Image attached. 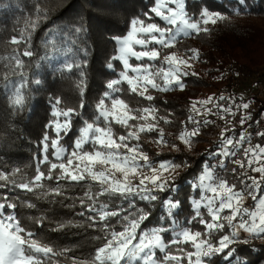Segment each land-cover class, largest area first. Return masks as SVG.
<instances>
[{
  "label": "snow or ice",
  "instance_id": "6c2138e0",
  "mask_svg": "<svg viewBox=\"0 0 264 264\" xmlns=\"http://www.w3.org/2000/svg\"><path fill=\"white\" fill-rule=\"evenodd\" d=\"M238 3L244 5L245 0ZM233 14H246V9L242 13L236 8ZM143 16L130 21L126 35L113 37L117 47L107 67L113 69L112 61H119L121 69L116 78L106 82L90 118L84 115L86 52L85 58L79 59L72 51L86 30L83 26L73 28L63 49L55 35L44 41L53 53L63 51L64 60L53 74L77 77L74 86L78 102L70 104L61 96L50 98V119L31 174L21 168L0 170V189H7L0 193V264H215L213 258L218 256L228 264L233 260L247 264L236 254L235 246L254 239L264 241V145L252 144L247 131L237 138L228 135L233 128L221 130L216 150L209 153L217 163L205 164L190 185L196 196L190 200L191 215L184 222L177 217L182 201L171 193L179 190V170L190 167L189 162L150 157L143 142L148 138L147 142L176 153L182 151V144L191 151L202 129L215 123L207 116L226 120L243 109L241 126L251 118L246 111L248 103L236 104L233 97L223 93L192 101L190 114L181 121L176 135L179 143H175L161 126L173 124V114L161 115L157 97L151 94L183 90L184 78L198 75L190 69L200 60L199 50L189 48L186 56H180L172 49L184 38L210 33L209 25L228 16L207 6L198 13L189 12L187 0H154ZM48 19L49 10L37 4L7 42L9 53L0 56L5 69L3 87L14 113L24 109L31 86L42 83L29 78L24 58L34 55L33 34ZM227 100L236 111L218 102ZM77 119L80 125L76 135L71 145H65L62 141ZM257 135L264 138V132ZM239 152L243 158L235 159ZM227 161L234 165L231 172L235 182L217 171H229ZM74 188L82 189V195H71ZM34 200L69 201L65 206L73 209L79 204L80 210L74 215L81 219L57 221L52 231L92 229L99 233L93 237L97 243L86 255L77 256L70 254L71 249L47 242L20 216V208L37 207ZM157 203L166 210L160 218L163 223L148 227ZM28 220L43 228L48 217L42 213Z\"/></svg>",
  "mask_w": 264,
  "mask_h": 264
},
{
  "label": "trees",
  "instance_id": "16d2710c",
  "mask_svg": "<svg viewBox=\"0 0 264 264\" xmlns=\"http://www.w3.org/2000/svg\"><path fill=\"white\" fill-rule=\"evenodd\" d=\"M154 0H0V56L7 55L11 46L7 43L17 29L23 27L25 18L35 11V6L49 10V19L33 34L32 57H25L26 72L30 79H40V85H32L30 98L24 109L13 112L9 107L8 93L4 89L2 73L5 71L0 64V170L21 168L25 173L31 174L35 166V157L39 154L40 140L45 132V125L50 119V98L61 96L70 104L78 102L74 86L76 76H61L53 74V69L64 60L63 51L53 53L51 47L46 48L44 41L50 35H55L56 42L64 48V41L71 34V30L83 26L86 30L82 39L74 46L72 51L79 59L88 61L86 68L87 92L85 94L86 108L84 115L90 118L94 111L97 99L105 91L106 82L116 78L120 71L119 61H112L114 68L109 69L107 63L115 55L116 43L113 37L126 35L130 21L133 18H144L143 14L153 5ZM188 11L198 13L200 8L207 6L210 10L219 11L228 16V19L216 25H209L210 33L198 37L184 38L172 51L177 55L186 56L189 48L198 49L200 60L193 62L197 76L184 78L185 88L176 89L167 93L152 91L157 97L155 103L160 114L172 113L174 123L163 125L168 139L179 143L176 135L182 128L181 121H186L192 101L206 99L215 95L220 89L229 84L232 79L231 69L252 73L264 66V0H245L240 5L238 0H187ZM240 8L242 15H234L233 10ZM158 21V18H157ZM47 54V55H46ZM13 79H15L13 77ZM253 107L249 125L254 126L264 116V97L253 98ZM207 119L215 121L202 129L201 135L196 139L192 150L184 149L176 153L170 148H159L144 139L145 149L150 157L155 159L187 160L190 167L179 170V190L171 193L176 199L182 201V208L177 210V217L184 222L191 215L190 200L196 196L190 185L200 174L205 164L214 165L210 152L216 150L218 143L219 120L214 116ZM80 125L79 119L74 122L73 130L64 138L62 143L71 145L76 131ZM191 125H189V128ZM171 133V136L168 134ZM239 133L238 130L235 132ZM161 153L156 156V153ZM238 154L235 159H240ZM229 171L217 170L221 176L230 182H235L231 168V161L226 162ZM7 189H0V193ZM82 189L74 188L71 195H82ZM35 209L20 208V216L25 224L38 232L47 242L57 248L71 249L70 254L86 255L97 243L93 237L98 232L88 228H69L63 231H52L55 223L61 220L81 218L74 213L79 211V204L75 209L66 207L69 201L49 203L36 201ZM117 205L126 203L115 202ZM143 206L142 202H138ZM46 214L48 221L43 228L35 226L29 216ZM166 210L157 203L153 208V215L148 227L163 223L160 218L165 216ZM237 255L247 264H264V241L251 240L248 244L235 246ZM61 260L64 258L61 257ZM215 264H228L222 257H214ZM231 264H236L233 260Z\"/></svg>",
  "mask_w": 264,
  "mask_h": 264
},
{
  "label": "rangeland",
  "instance_id": "374dc122",
  "mask_svg": "<svg viewBox=\"0 0 264 264\" xmlns=\"http://www.w3.org/2000/svg\"><path fill=\"white\" fill-rule=\"evenodd\" d=\"M230 72L232 74L231 75L232 79L229 81V84H227L225 87H223L218 92H216L215 96L219 97V95L223 93L225 96L233 97L235 99L236 104H240L241 102L248 103L249 108L246 111L247 113L250 114L251 117L252 111L254 110L253 98L256 96L264 97V66L256 69L252 73L240 71L237 68L231 69ZM218 102L223 104L224 106H233L231 100L218 101ZM233 110L236 111L234 106H233ZM243 115H245V110L241 109L236 112L235 117L231 115L227 116L226 118L227 123L226 120L214 116L220 122L219 131H218V140H220L221 130L224 129L225 127H229V128H233L234 132H230L228 133V135H234L238 138L240 132L247 131V133L250 134V139L252 144L264 145V138L257 135L258 132H264V116L262 115V118L254 126L249 125L250 119L243 126H241L240 118ZM200 118L201 117H197V119ZM236 130L239 131L238 134L235 133ZM246 146L247 145H245V147ZM238 154H242V152H239ZM241 158H243V154ZM216 163L217 161L214 163V165ZM248 203H251V201H248Z\"/></svg>",
  "mask_w": 264,
  "mask_h": 264
}]
</instances>
